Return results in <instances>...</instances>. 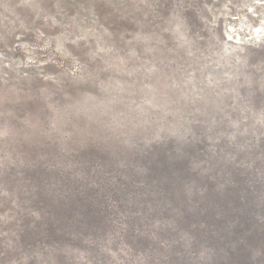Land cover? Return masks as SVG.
<instances>
[{
	"label": "rangeland",
	"instance_id": "obj_1",
	"mask_svg": "<svg viewBox=\"0 0 264 264\" xmlns=\"http://www.w3.org/2000/svg\"><path fill=\"white\" fill-rule=\"evenodd\" d=\"M0 264H264V0H0Z\"/></svg>",
	"mask_w": 264,
	"mask_h": 264
}]
</instances>
